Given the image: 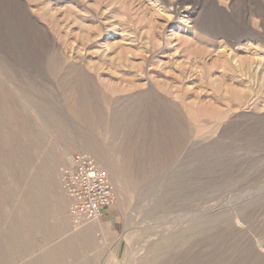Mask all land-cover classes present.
Here are the masks:
<instances>
[{
	"label": "rangeland",
	"instance_id": "1",
	"mask_svg": "<svg viewBox=\"0 0 264 264\" xmlns=\"http://www.w3.org/2000/svg\"><path fill=\"white\" fill-rule=\"evenodd\" d=\"M78 153L113 193L90 248L60 182ZM52 250L264 264V0H0V264Z\"/></svg>",
	"mask_w": 264,
	"mask_h": 264
},
{
	"label": "built area",
	"instance_id": "2",
	"mask_svg": "<svg viewBox=\"0 0 264 264\" xmlns=\"http://www.w3.org/2000/svg\"><path fill=\"white\" fill-rule=\"evenodd\" d=\"M59 174L72 227L101 220L113 202L107 173L89 154L78 153L68 158Z\"/></svg>",
	"mask_w": 264,
	"mask_h": 264
},
{
	"label": "bare ground",
	"instance_id": "3",
	"mask_svg": "<svg viewBox=\"0 0 264 264\" xmlns=\"http://www.w3.org/2000/svg\"><path fill=\"white\" fill-rule=\"evenodd\" d=\"M73 230V229H72ZM71 230V231H72ZM95 230V227L94 225H89V224H85L83 226H81L80 228L78 229H74V231H72L74 233V235L70 236L71 237H74V238H82V239H85V245H86V248H90L93 246V244L95 243V235L93 234ZM70 231V232H71ZM17 235L13 234V232H11L9 235H3L2 236V239H9L11 237H16ZM12 252V251H11ZM55 252L56 250H52L50 252H48L47 254L43 255L39 260L38 262L40 264H54V258H55ZM7 253V252H6ZM15 253V252H14ZM58 253V252H57ZM10 254V253H9ZM57 256H60V255H57ZM13 257V256H12ZM11 260V259H10ZM33 262V261H32ZM31 264V263H30Z\"/></svg>",
	"mask_w": 264,
	"mask_h": 264
},
{
	"label": "crops",
	"instance_id": "4",
	"mask_svg": "<svg viewBox=\"0 0 264 264\" xmlns=\"http://www.w3.org/2000/svg\"><path fill=\"white\" fill-rule=\"evenodd\" d=\"M97 228H99V229H101V227L100 226H96Z\"/></svg>",
	"mask_w": 264,
	"mask_h": 264
}]
</instances>
